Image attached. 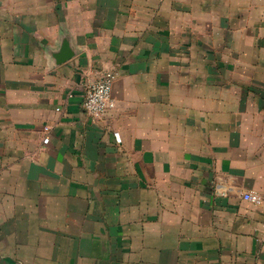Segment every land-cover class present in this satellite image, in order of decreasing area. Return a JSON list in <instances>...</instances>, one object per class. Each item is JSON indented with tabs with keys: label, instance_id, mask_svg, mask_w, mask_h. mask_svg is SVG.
<instances>
[{
	"label": "crops",
	"instance_id": "0c3cea01",
	"mask_svg": "<svg viewBox=\"0 0 264 264\" xmlns=\"http://www.w3.org/2000/svg\"><path fill=\"white\" fill-rule=\"evenodd\" d=\"M0 264H264V0H0Z\"/></svg>",
	"mask_w": 264,
	"mask_h": 264
},
{
	"label": "built area",
	"instance_id": "2783aa9c",
	"mask_svg": "<svg viewBox=\"0 0 264 264\" xmlns=\"http://www.w3.org/2000/svg\"><path fill=\"white\" fill-rule=\"evenodd\" d=\"M114 80V73L108 71L104 77L87 87L83 104L91 116L100 118L106 113L111 105V92Z\"/></svg>",
	"mask_w": 264,
	"mask_h": 264
},
{
	"label": "water",
	"instance_id": "95a60500",
	"mask_svg": "<svg viewBox=\"0 0 264 264\" xmlns=\"http://www.w3.org/2000/svg\"><path fill=\"white\" fill-rule=\"evenodd\" d=\"M72 50L70 46L67 44V42L62 46V49L59 53V60L64 61L65 59L71 57L72 55Z\"/></svg>",
	"mask_w": 264,
	"mask_h": 264
}]
</instances>
